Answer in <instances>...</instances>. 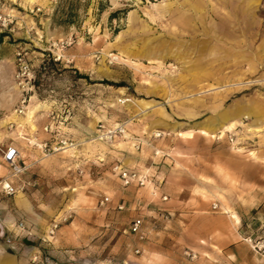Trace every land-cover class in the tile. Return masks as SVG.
I'll list each match as a JSON object with an SVG mask.
<instances>
[{
	"label": "rangeland",
	"instance_id": "obj_1",
	"mask_svg": "<svg viewBox=\"0 0 264 264\" xmlns=\"http://www.w3.org/2000/svg\"><path fill=\"white\" fill-rule=\"evenodd\" d=\"M69 1L0 0V179L11 175L3 155L14 144L28 169L12 179L31 182L0 194V249L18 264H264L253 248L264 237V194L232 172L237 159L257 158L264 125L248 113L215 136L178 133L236 101L264 113V0H87L78 25L60 24ZM19 52L36 74L25 114L16 111L26 94ZM101 123H126L128 136L101 140ZM61 137L79 145L56 151ZM191 143L232 166L212 170L217 181L200 177L192 168L202 162L175 160ZM116 164L147 173L148 185L124 186ZM188 193L221 208L196 222ZM138 217L143 238L131 231Z\"/></svg>",
	"mask_w": 264,
	"mask_h": 264
},
{
	"label": "crops",
	"instance_id": "obj_2",
	"mask_svg": "<svg viewBox=\"0 0 264 264\" xmlns=\"http://www.w3.org/2000/svg\"><path fill=\"white\" fill-rule=\"evenodd\" d=\"M248 113L250 115H253L251 124L261 125V126L264 125V113L258 114L255 108V105L252 101L247 102V103L244 101H236L235 103L232 104L230 108H228L227 110L223 111L222 113L216 116H211V118L208 117L194 124L188 123L187 128H184L183 130H179L178 133L180 132V134L181 133L187 134L186 136L190 138L194 137L193 131H200L206 135L215 136L214 133H216L217 131H223V128L228 129V130L232 129V127H234L235 122H238V121L243 122L241 120L242 117L243 116L245 117V115H248L249 117ZM158 124L161 125V122H156V125ZM169 125L174 126L172 123H169ZM188 133H191V135H189ZM253 152L257 154L256 155L257 158L252 159L250 157V158L237 159L238 166L237 168L232 167L234 168L232 172H234L236 176L240 177V179L247 178V180H249L251 183H254L256 186L261 187L259 188L260 191L259 190L255 191V195L259 197L260 195L264 194V184L259 185L257 183L264 182V175L258 174L256 172H250V170L252 169L258 170L260 171V173L264 171V161H262L264 160V146L263 147L255 146ZM183 154L185 156L182 159L175 158V160L183 161V165L185 166H187L191 162H197V161L202 162V165L200 166V170L198 168H192L193 171L198 172L200 177L206 176L208 179H212L216 181L219 180V178L213 177L212 172H211L212 170L219 169L220 165L221 167L232 166L230 163L232 161L228 162L229 163L228 165L224 164L223 161L219 162L217 153L210 154V155L201 153L199 151V148H197V143H191L190 147L186 148ZM187 173L188 172L185 173L181 171L180 175H186ZM165 174L167 178L169 179L178 175L177 171L174 172L172 170L167 171ZM187 192H192V191H190L189 189V191ZM188 194H189V198L185 200L188 202L187 204H189L190 206L192 205L196 206V209L198 207L199 212H197V214L193 212V217H191L196 222L197 221L201 222V221L210 219V217L208 216H202V212H208L209 209L213 207L214 204L218 205V209L221 208L218 202H213L211 206L209 202L203 201L200 197L194 196L192 193H188ZM211 216H212L211 217L212 219L218 218V216L214 214ZM216 230H219V228L216 227ZM213 232H214V228L212 229L211 227L208 233H213ZM217 237H219V235ZM216 242H217L216 244H220V245L222 244L218 241V239L216 240ZM0 264H18V256L12 254L11 252L0 249Z\"/></svg>",
	"mask_w": 264,
	"mask_h": 264
},
{
	"label": "built area",
	"instance_id": "obj_3",
	"mask_svg": "<svg viewBox=\"0 0 264 264\" xmlns=\"http://www.w3.org/2000/svg\"><path fill=\"white\" fill-rule=\"evenodd\" d=\"M1 20V18H0ZM17 61H18V72H17V78L20 80V84L23 85V91L26 93L24 94V97L21 100L20 105L16 109V111L20 114H25L28 108L27 101L28 97L27 94L34 88L35 82H36V74L35 71L32 69L31 65L27 61L24 54L21 52L17 55ZM127 125L126 123H118L114 127H108L105 124L101 123L99 125V131H98V138L101 140H104L106 142H113L118 137L121 136H128L127 132ZM45 130H49V126L45 127ZM162 135L161 132L155 133L154 137H160ZM230 140H234V135H230ZM143 144V140L137 138L134 141V147L136 149H140ZM79 143L73 139L61 137L54 147V150H62V149H75ZM48 143L45 142L43 144L44 148H47ZM160 150L157 149L156 153H159ZM4 163L7 165V167L10 169V176L5 177L3 179H0V194L6 195V196H14L16 195L20 190H23L26 184L30 185L31 182H23L18 183L15 180H13V177H19L21 174L25 173L28 167L22 163L21 160V151L20 149L14 145L10 144L7 146L4 155H3ZM114 171L118 175L119 179L122 181L124 186H130V185H137V186H147L150 181V176L136 168H128L124 167L123 165L116 164L114 166ZM11 177V178H10ZM164 199L167 198V196L163 197ZM106 201H109V197H105L101 203L104 204ZM214 209L218 208L217 204L213 205ZM119 208H123L122 205H119ZM60 222L55 221L51 224L49 229L47 230L46 236L43 237V240L45 242H52V239L54 238L58 228H59ZM142 225H143V219L141 217H138L134 219L132 225H131V231L135 234L140 235L141 238H143L142 234ZM17 228L19 231H27V226L24 221H20L17 225ZM28 234H32L31 231H28ZM253 248L257 251H263L264 252V237H261L253 242ZM140 250L137 249V253H139ZM37 256H35L34 260H37Z\"/></svg>",
	"mask_w": 264,
	"mask_h": 264
},
{
	"label": "trees",
	"instance_id": "obj_4",
	"mask_svg": "<svg viewBox=\"0 0 264 264\" xmlns=\"http://www.w3.org/2000/svg\"><path fill=\"white\" fill-rule=\"evenodd\" d=\"M87 0H70L66 9H63V15L60 18V24H71V25H78L80 22V15H79V8L81 6L86 5ZM116 13H113L112 16H115ZM6 36L5 33L0 34V43L4 40ZM80 78H85V75H78ZM116 84V83H110Z\"/></svg>",
	"mask_w": 264,
	"mask_h": 264
},
{
	"label": "bare ground",
	"instance_id": "obj_5",
	"mask_svg": "<svg viewBox=\"0 0 264 264\" xmlns=\"http://www.w3.org/2000/svg\"><path fill=\"white\" fill-rule=\"evenodd\" d=\"M31 112H32V111H31ZM27 113H28V112H27ZM13 115H14V114H13ZM30 115H32V114H30ZM30 115H29V118L31 117ZM188 134L191 135V133H188Z\"/></svg>",
	"mask_w": 264,
	"mask_h": 264
}]
</instances>
